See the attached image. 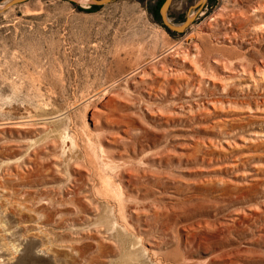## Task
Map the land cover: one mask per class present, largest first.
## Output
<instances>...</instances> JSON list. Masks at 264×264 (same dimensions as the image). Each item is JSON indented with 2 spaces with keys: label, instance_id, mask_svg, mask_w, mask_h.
<instances>
[{
  "label": "rangeland",
  "instance_id": "obj_1",
  "mask_svg": "<svg viewBox=\"0 0 264 264\" xmlns=\"http://www.w3.org/2000/svg\"><path fill=\"white\" fill-rule=\"evenodd\" d=\"M161 1L0 13V264H264V0Z\"/></svg>",
  "mask_w": 264,
  "mask_h": 264
},
{
  "label": "bare ground",
  "instance_id": "obj_2",
  "mask_svg": "<svg viewBox=\"0 0 264 264\" xmlns=\"http://www.w3.org/2000/svg\"><path fill=\"white\" fill-rule=\"evenodd\" d=\"M251 11H258V8H253ZM214 18V17H212ZM197 46V45H196ZM195 46V47H196ZM197 48V47H196ZM201 49V48H200ZM203 49V48H202ZM178 50V48H177ZM180 50V49H179ZM197 51V50H196ZM193 52V53H190V51L187 52V56L185 57V55L182 57H178V58H173L171 59L172 63L178 67H182V68H185V72H190V73H198L199 71H201V69L203 70V66H201L200 64V59L202 58H199V55H198V51L197 52ZM180 52V51H179ZM204 52V51H203ZM176 53V52H175ZM174 54V53H173ZM183 54V53H182ZM186 54V52L184 53ZM170 55V54H169ZM179 55V54H178ZM204 55V54H203ZM188 58V59H187ZM207 58V57H206ZM215 59V58H214ZM212 60L214 63H215V67H216V73L215 74H206L204 75L205 77H203L202 75H199V77L201 79H207V81H211L213 82V86H216L215 83H219V87H221V91H222V88L226 87V83L227 82H231L232 84L231 85H238L240 84L241 85V81L244 79V80H247L246 82L243 83L242 86H245L244 88L246 89H249L250 87H252L257 81L256 77L255 76H261V78L263 79L264 81V61H260L259 60V64L258 63H255L254 64V70L252 71L251 69L248 70L246 68H241V70L237 69V68H231L233 70H227L226 66L225 68L224 67H221V66H218L219 65V62L216 58V60ZM204 59H202V63H203ZM223 62V61H222ZM198 64H200V66L202 68H200L198 66ZM229 68V67H228ZM188 69V70H187ZM230 69V68H229ZM206 72V71H204ZM227 73V74H226ZM201 74V73H200ZM205 74V73H204ZM187 77V76H186ZM219 79V80H218ZM224 80V83L222 82ZM243 80V81H244ZM236 81H240L239 83H237ZM237 83V84H236Z\"/></svg>",
  "mask_w": 264,
  "mask_h": 264
},
{
  "label": "water",
  "instance_id": "obj_3",
  "mask_svg": "<svg viewBox=\"0 0 264 264\" xmlns=\"http://www.w3.org/2000/svg\"><path fill=\"white\" fill-rule=\"evenodd\" d=\"M26 1L28 0H0V13L7 10L8 8H10L11 6L15 4L23 3ZM69 1L80 2V3L88 2L90 6H101L113 0H69ZM205 1L206 0H199L197 4L195 5V7L197 6L198 8H200ZM171 2L172 0H163L162 4L159 7L160 17L162 19L164 26L167 27L169 30L181 32L191 23V21L195 17L196 12L188 13L183 22L178 23V24H173L170 22L168 18V13H167Z\"/></svg>",
  "mask_w": 264,
  "mask_h": 264
},
{
  "label": "trees",
  "instance_id": "obj_4",
  "mask_svg": "<svg viewBox=\"0 0 264 264\" xmlns=\"http://www.w3.org/2000/svg\"><path fill=\"white\" fill-rule=\"evenodd\" d=\"M161 2H163V0H162ZM161 4H162V3H161ZM96 7H98V6H91L92 9H94V8H96Z\"/></svg>",
  "mask_w": 264,
  "mask_h": 264
}]
</instances>
